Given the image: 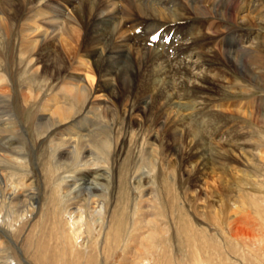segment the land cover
I'll return each instance as SVG.
<instances>
[{"label":"rangeland","instance_id":"374dc122","mask_svg":"<svg viewBox=\"0 0 264 264\" xmlns=\"http://www.w3.org/2000/svg\"><path fill=\"white\" fill-rule=\"evenodd\" d=\"M255 15L252 13L251 18ZM196 22L171 26L159 37V43H168L173 55L186 58L193 49L201 51L205 41L195 35L196 24L200 23ZM229 25L234 27L235 23ZM255 25L247 23L244 31L260 30L264 34V21ZM126 27L127 33L132 32ZM3 30L0 28V75L9 74L4 57L9 37ZM69 33L63 35L67 42L77 46L75 49L81 48L83 31L73 26ZM212 57L208 69L216 67L219 81L211 88L201 84L196 88L212 100L218 117L230 120L218 138L214 135L212 141L217 142L213 146L219 150L231 141L233 148L229 154L221 150L208 154L207 167L195 170L185 154L170 147L199 143L200 127H192L195 134L175 142L166 135L161 137L169 126L160 127L137 107L132 115L140 125H123L121 118L129 108L126 103L118 106L117 122L121 126L107 123L114 129L113 134L118 132L115 139L109 137L113 134L107 126L95 124L90 129L100 134L99 139L89 144L81 161L76 154L52 153L54 127L47 126L45 142L35 119L42 99L49 93L62 94L65 100L70 97L60 86L64 76H35L24 67L15 50L12 68L17 72L16 84L25 86L28 94L25 98L19 96L18 106L8 108L13 120L19 118L16 129L20 137L7 135L5 139L16 138L24 154H0V264H264V123L249 116L252 107L263 103L264 86L251 82L234 62L220 65L221 56L215 53ZM193 72L199 75L197 80L209 75L203 68ZM147 89L143 78L137 95ZM100 95L98 101L107 100V92ZM153 145L159 147L158 154L151 152ZM87 159L90 162L86 166L106 171L103 186L95 196L104 204L102 216L95 214L94 204L88 201L80 207L91 212L90 222L83 223L82 231L93 226L96 242L90 241L89 232L76 239L72 233L78 228L68 219L69 215L74 219L79 206L75 194L67 195L66 186L74 174L84 169ZM198 174L202 175V185L195 183ZM18 192L24 196L36 193L37 209L33 213L24 214V208L10 199ZM148 235L151 239L144 238Z\"/></svg>","mask_w":264,"mask_h":264},{"label":"bare ground","instance_id":"6f19581e","mask_svg":"<svg viewBox=\"0 0 264 264\" xmlns=\"http://www.w3.org/2000/svg\"><path fill=\"white\" fill-rule=\"evenodd\" d=\"M245 11L249 12L248 15ZM254 12L258 15L252 19ZM262 16L264 3L254 0H0V28L9 37L8 54L4 55L9 74L0 75V154H24L23 146L16 138L5 139L7 135L20 137L21 133L16 129L19 118L16 116L17 120H13L8 108L12 104L18 106L19 96L25 98L28 94L25 86L16 84L18 76L12 68L16 50L24 67L35 76H52L53 79L64 76L59 81L60 86L70 97L65 100L62 94L54 92L45 95L35 119L42 137L47 134V126L54 127L52 153L76 154L81 161L82 155L88 152L89 144L100 136L90 128L95 124H100V127L105 125L113 134L114 129L107 123L121 126L117 122L120 119L118 106L126 103L129 108L121 118L123 125H140L138 121H133V108L137 107L138 112L153 117L160 127L169 126V131H164L161 137L166 135L175 142L195 134L192 127H200L202 139L199 143H189L186 148V145L184 148L173 145L170 150L185 154L187 163L194 164L195 170H204L208 154L221 151L229 154L233 144L226 141L219 150L213 146L217 142L212 141L214 135L218 138L230 120L218 117L212 100L206 99L196 87L201 84V87L211 88L219 81L216 67L208 69L215 53L221 56L220 65L234 62L251 82L264 86V34L253 29L246 32L243 28L247 23L255 25L257 21L263 22ZM194 21L200 22L195 23V35L205 41L201 51L192 48L191 53L186 55L184 52L186 58L173 55L168 43H159V37L171 26ZM229 22L235 23V26H230ZM127 25L132 32L127 33ZM73 26L84 33L81 48L75 49L77 46L74 48L73 43L67 42L63 36ZM153 36L156 39H152ZM196 56L198 60L194 61ZM197 68L206 69L209 75L197 80L199 75L193 72ZM143 78L148 89L138 96ZM9 85H12L14 93ZM102 92L108 94L104 102L98 101L104 94L100 95ZM258 106L259 109L252 107L249 116L264 123V101ZM117 135L118 132L109 137L115 139ZM151 152L158 154L159 147L153 145ZM89 162V159L84 161V169L74 174L73 178L69 177L67 195L75 194L73 197L78 199L79 207L74 219L72 215L68 219L78 228L72 233L76 239L89 232L90 241L93 239L96 242L93 226L82 231L83 223L87 225L90 222L91 212L80 207L88 201L94 204L92 210L95 214L101 215L105 211L104 204L95 196L103 186L106 171L102 168L96 170L91 164L86 166ZM201 176L198 174L196 184L202 185ZM35 194L24 196L18 192L10 199L24 208V214H29L37 209L34 201L38 196ZM150 236L144 238L151 239Z\"/></svg>","mask_w":264,"mask_h":264},{"label":"snow or ice","instance_id":"6c2138e0","mask_svg":"<svg viewBox=\"0 0 264 264\" xmlns=\"http://www.w3.org/2000/svg\"><path fill=\"white\" fill-rule=\"evenodd\" d=\"M152 39H156V37H155V36H153V37H152Z\"/></svg>","mask_w":264,"mask_h":264}]
</instances>
